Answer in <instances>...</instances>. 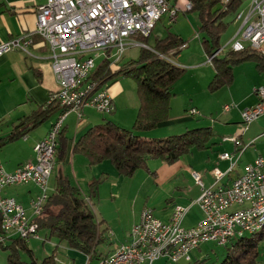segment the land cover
I'll return each instance as SVG.
<instances>
[{
    "label": "built area",
    "instance_id": "1",
    "mask_svg": "<svg viewBox=\"0 0 264 264\" xmlns=\"http://www.w3.org/2000/svg\"><path fill=\"white\" fill-rule=\"evenodd\" d=\"M225 1L221 0L222 7ZM190 8L189 1L184 3L183 10L172 0H45L37 5L35 30L49 48L58 84L56 90L50 91L48 101L56 99L64 109L56 115L45 136L33 145V160L7 171L0 159V242L11 235L25 239L39 236L36 217L50 193L48 184L55 166L57 136L67 113L79 111L83 104L102 113L113 112L108 86L97 88L96 82L88 79L95 58L106 56L110 50L108 56L113 57L112 61H119L127 46L145 45L134 38L135 34L147 36L163 14L173 22L181 10ZM233 17L238 22L236 30L223 46L206 55L205 62L211 63L213 56L228 49L250 47L264 53V0H249L245 5L242 2ZM29 43L30 38L24 34L0 40V56L14 48L26 50ZM186 45L184 41L179 48ZM253 91L258 99L239 110L238 133L264 115V86H253ZM231 107L232 104L223 106L224 110ZM189 112L196 113L197 109L192 107ZM226 138L238 142L237 133ZM219 157L231 161L229 168L235 162L229 151L219 153ZM211 172L214 182L208 186L194 173L195 181L201 186L196 199L201 216L194 224L182 223L185 205L176 204L167 220L155 216L150 206H144L139 219L129 229L128 241L100 257L97 264H152L162 257L173 263L188 261L192 259V251L202 243L213 241L225 245L264 216V155L245 163L243 171L229 182H220L227 171L215 166ZM29 182L37 186L29 200L30 212L15 197L2 193L5 186Z\"/></svg>",
    "mask_w": 264,
    "mask_h": 264
},
{
    "label": "crops",
    "instance_id": "2",
    "mask_svg": "<svg viewBox=\"0 0 264 264\" xmlns=\"http://www.w3.org/2000/svg\"><path fill=\"white\" fill-rule=\"evenodd\" d=\"M44 1L0 0V40L21 34L30 38L26 50L14 48L0 56V135L7 133L19 116L27 114L33 108L46 103L50 91L58 88L50 63L49 48L43 42L41 35L35 30L36 7ZM172 2L181 5L182 0H172ZM162 18L163 16L159 20H162ZM172 23L168 20L169 25ZM167 29L185 39L187 45L183 48L189 47L195 34L203 54L200 55V53L197 54L191 51L184 57L180 56L182 60H174L185 67V72L172 85L173 95L169 106L170 117L159 121L156 127L142 132L143 135L149 137L179 133L195 126H210V124L199 123L197 116L200 113L199 109L203 107L199 101L201 90L207 89L210 94H213L207 88L208 82L214 74L212 63L205 62L207 54L201 46L196 29L192 31L191 35H184L180 30H175L172 27ZM167 29L161 30L162 35L165 34ZM248 62L250 61L240 63L239 66ZM201 66L207 67L202 73H200L201 71L197 73V69ZM252 68L256 70L255 65ZM252 70L250 71L249 65L245 70L242 69L243 72L250 71L253 74ZM258 74L262 76L260 73ZM244 76L248 78L247 81L253 77L251 75V77H248L247 74H244ZM262 78L255 77V79H252L253 83L264 86V78ZM108 90L114 103L112 116H105L106 114L87 104H83L79 111L70 110L67 113L61 128L68 137L66 154L62 161L55 162L49 178L50 180L53 177V182L49 181L50 192L53 190L56 175L65 174L73 184L87 194L89 179L100 178L103 175L108 177L98 186L97 200L98 202L104 201L112 204L114 212L108 213L101 206L96 212L92 202L97 219L103 220L100 227H106L107 240L98 245L99 256L90 258L87 254L67 246L64 242H57L53 238H45L46 230L39 229V236H33V238L41 240V247L38 246L41 256L36 253L37 247L29 239L26 241L32 255L38 260L55 251L56 259L59 262L97 264L100 257L111 253L120 243L128 241L129 229L139 219L140 210L144 206H149L152 203L149 200L153 201L156 197H159L163 202L155 213L153 210L155 216L167 220L173 207L176 204H181L187 206L182 223L192 225L201 216V210L196 202L201 192V186L195 181L194 173H198L203 185L208 186L214 182L211 169L216 166L223 171H227L220 182H229L243 171L245 163L253 160L257 155H264V117L256 118L248 125L247 129L238 133L241 124L239 110L257 101V95H253V98L247 100L248 102L243 106L238 105L235 116L223 113L225 120L223 124L219 123L221 124L220 135L219 130H214L217 128L216 123L213 125L214 128L210 126L212 136L207 147L193 149L181 155L172 163H167L158 158L148 159L147 167L136 169L131 176L120 174L109 159L89 164L86 156L72 152L73 142L90 126L101 122L105 118L112 119L122 126L130 127L136 115L138 98L136 90H133L131 84L121 81L119 78L108 86ZM192 107L197 109L196 113L189 112ZM56 115L57 113L24 136L0 148V159L7 171H12L19 164L34 159L33 145L45 136ZM194 118L196 119L194 120ZM236 133L238 142L226 138ZM223 151L233 153V161L235 160V162L231 168H229L231 162L229 159L219 157V153ZM243 155L245 159L241 161ZM150 171H154V173ZM136 179L138 182L135 181ZM36 190L37 186L29 182L5 186L2 193L15 197L30 212L29 200L36 193ZM150 193L151 197L149 196ZM139 196L144 198L141 205L136 207ZM126 202L131 204L132 216L123 227L120 221V207ZM151 208L153 209V207Z\"/></svg>",
    "mask_w": 264,
    "mask_h": 264
},
{
    "label": "trees",
    "instance_id": "3",
    "mask_svg": "<svg viewBox=\"0 0 264 264\" xmlns=\"http://www.w3.org/2000/svg\"><path fill=\"white\" fill-rule=\"evenodd\" d=\"M185 1H189L190 9L197 13L201 46L207 55H211L221 46L220 35L228 24L226 17L234 15L243 0H228L225 7H222L221 0ZM134 38L145 44L139 47L135 58L113 62L108 56L110 50H107V55L101 58L88 77L96 82L97 88L109 86L121 77H132L136 81L138 107L132 125L125 127L105 118L90 126L72 144V152L86 156L89 164L109 159L124 176H131L138 168H146L148 159L158 158L172 163L193 149L207 147L212 136L209 125L190 127L166 136L149 137L142 134L170 117L172 85L184 73L185 67L176 63L169 53H178L179 45L185 39L170 29L156 38L152 45L148 43L149 35L135 34ZM246 61H252L259 72H264V53L250 47L228 49L213 56L211 63L214 74L208 82V90L212 92L230 85L234 80V66ZM63 109L60 102L54 99L19 116L10 130L0 135V148ZM67 140L61 129L57 136L55 162L64 159ZM100 180L89 179V190L85 194L67 175H56L53 190L41 214L36 217L38 228L46 230L45 238L64 242L90 258L99 256L98 245L107 240L106 227H100L103 220L97 219L91 199L97 194ZM1 232L0 227V235ZM27 240L11 235L0 242V247L7 250L6 264H62L56 259L55 251L39 260L35 258L27 247ZM225 245V254L219 261H210L202 256L181 264H264V226L232 238ZM21 250L28 253L29 259L22 258Z\"/></svg>",
    "mask_w": 264,
    "mask_h": 264
},
{
    "label": "rangeland",
    "instance_id": "4",
    "mask_svg": "<svg viewBox=\"0 0 264 264\" xmlns=\"http://www.w3.org/2000/svg\"><path fill=\"white\" fill-rule=\"evenodd\" d=\"M248 1L249 0H244L243 5L247 4ZM184 3H186V1L182 0L181 5H178L180 9L184 8ZM162 16H163L162 20H158L155 23L153 29L151 30V33H150L149 38H148V43L150 45H152L154 43L156 38L162 36V32H161L162 29H167L170 27H172L175 30H180V32H182L184 35H191L192 31H195V29H196L197 33H199L198 32L199 20L197 17V13L194 10H191V9L188 10L187 9L185 12L181 10L179 12L177 21H175V22L173 21V23L171 25L168 24L167 15L163 14ZM226 20L228 21V24H227L226 28L224 29V31L220 35V44L222 46L231 37V35L236 30L237 25H238V22L234 20L233 15H228L226 17ZM200 35H202V33H200ZM192 38H194V40H192L190 42L189 47L180 49L179 52L176 54L169 53L170 57L173 60H176V59L182 60V58H180V56L184 57L185 55H187L191 51L196 52L197 54L200 53V55H202L203 52H202V49L200 47L198 39L195 37V34ZM139 47H140V45L127 46L123 52V55L121 57V61H127L131 58H135L139 52ZM225 50H226V48H225ZM102 57H103V55H100V56L95 58V66L101 60ZM110 58L113 59L112 56H110ZM243 65L239 66V64H237L234 66L233 70H234L235 79H234L232 84H230L228 86H223L217 90L212 91L213 94H210L207 91V89L206 90L202 89L200 92L199 101L203 107H201V109H199L200 113L197 116L198 121L201 124H210V126H212V128H214L213 125H214V123H216L217 128L214 130H219L218 131L219 135L221 134L220 133L221 124H219V123L223 124L224 120H225V117H224L225 115H223V113L226 115L235 116V111L238 109L237 108L238 105L243 106L245 103H247L249 101V99L251 100V97L253 98V95H256L255 92L253 91V86H256L258 84L253 83L252 79H255V77H258L259 79L261 77L264 78V72H259L257 69L254 70V68H252V67H254V63L252 61L248 62L247 64H243ZM247 65H249L250 71L253 69L252 70L253 74H251L250 71H244V72L242 71V69L245 70ZM208 66H210V65H208ZM205 67H207V66H201V68L197 69V73H199L200 71H201L200 73H202V71L206 69ZM258 73H260V75H262V76H259ZM244 74H247L248 77L251 75L254 78L252 77V79L247 81L248 78H245ZM120 79H121V81L128 82L129 84H131L133 90L134 91L136 90V81L132 77H122ZM224 104H232V107L229 110H224V108H223ZM112 113L113 112L104 113V114H106L105 116L110 117L113 115ZM189 115H191V114H189ZM263 117H264V115L259 116V118H263ZM195 119L196 118H194V120ZM244 159H245V156L243 155L241 158V161ZM151 161H153V160H151ZM100 178H101V180L97 184V190H98V186L101 183H103V181L108 179V177H106V175H103ZM50 180H51V182H53V177H51ZM135 181L138 182L137 179ZM48 186L50 189V183L48 184ZM97 196H98V194L93 196L91 199V201L94 203L95 211L97 212L101 206L102 208H104L106 210V212L113 213L114 212L113 211L114 206L112 204L106 203L104 201L98 202ZM149 196L151 197V193ZM140 197L141 196L138 197L136 207L141 205V202L144 198L143 196H142V198H140ZM151 199L153 200V197ZM149 202H152L149 204V206L153 207L152 210H154V213H155L156 210L161 207L163 200H160L159 197H156L153 201L149 200ZM131 208L132 207H131L130 202H126L125 204L122 205V207H120V211H121L120 212L121 213V220L120 221L122 222L123 225L122 224L121 225L123 227L131 219V216H132V211H131L132 209ZM112 216H114V215H112ZM29 240L34 246L37 247L36 253L39 256H41V251L38 248V246L41 247V242H40L41 240H37L33 237H30ZM225 251H226V245H219L213 241H207V242L202 243L199 246V248L192 251V258L195 259L198 257L205 256V257H208V259L210 261L216 262V261H219L223 257V255L225 254ZM61 255H63V254H61ZM21 256L24 259H29V255L25 250H21ZM6 262H7V250L0 247V264H6ZM182 262L183 261H180L178 263H173L170 260H167V259L162 257V258L154 260L152 264H181Z\"/></svg>",
    "mask_w": 264,
    "mask_h": 264
},
{
    "label": "bare ground",
    "instance_id": "5",
    "mask_svg": "<svg viewBox=\"0 0 264 264\" xmlns=\"http://www.w3.org/2000/svg\"><path fill=\"white\" fill-rule=\"evenodd\" d=\"M227 1L228 0L225 1V4H227L229 2V1L228 2ZM262 226H264V216H261L259 219L255 220L252 224H250L248 226V230L236 234L235 237H239V236H242L244 234L252 233V232L260 229Z\"/></svg>",
    "mask_w": 264,
    "mask_h": 264
}]
</instances>
